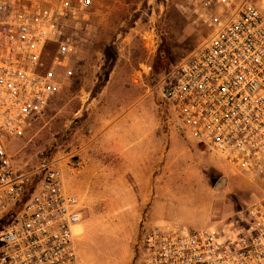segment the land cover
<instances>
[{
    "label": "built area",
    "instance_id": "2783aa9c",
    "mask_svg": "<svg viewBox=\"0 0 264 264\" xmlns=\"http://www.w3.org/2000/svg\"><path fill=\"white\" fill-rule=\"evenodd\" d=\"M206 40L163 80L166 124L255 185L231 219L201 230L173 223L142 229L135 264H264V10L253 0H186ZM91 0H0V264H78V197L59 161L16 167L11 142L73 76L75 49L62 20ZM55 47L50 53V47Z\"/></svg>",
    "mask_w": 264,
    "mask_h": 264
},
{
    "label": "rangeland",
    "instance_id": "374dc122",
    "mask_svg": "<svg viewBox=\"0 0 264 264\" xmlns=\"http://www.w3.org/2000/svg\"><path fill=\"white\" fill-rule=\"evenodd\" d=\"M62 25L73 76L61 73L59 92L8 152L24 172L59 161L82 213L78 264H135L142 229L201 230L255 200L250 179L166 124L162 82L210 32L186 0H91ZM155 150L143 164L141 151Z\"/></svg>",
    "mask_w": 264,
    "mask_h": 264
},
{
    "label": "crops",
    "instance_id": "0c3cea01",
    "mask_svg": "<svg viewBox=\"0 0 264 264\" xmlns=\"http://www.w3.org/2000/svg\"><path fill=\"white\" fill-rule=\"evenodd\" d=\"M146 153H148V154H151V155H146ZM141 154H142V157H140V159H142L141 160V162L144 164L145 162H147L146 160H147V157L146 156H151V157H153V158H156V156H157V151L155 150V151H153V152H148V151H141Z\"/></svg>",
    "mask_w": 264,
    "mask_h": 264
}]
</instances>
